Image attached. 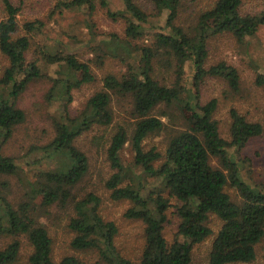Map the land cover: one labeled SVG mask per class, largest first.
Wrapping results in <instances>:
<instances>
[{
  "label": "trees",
  "instance_id": "trees-1",
  "mask_svg": "<svg viewBox=\"0 0 264 264\" xmlns=\"http://www.w3.org/2000/svg\"><path fill=\"white\" fill-rule=\"evenodd\" d=\"M120 1L125 9L118 12L110 9L109 0H57L55 4L52 15L58 11L64 15L67 11L87 10L89 17L100 6L113 21L126 22V36L132 39L125 44L115 39L112 40L115 47L107 45V51L100 49L102 54L97 56L100 62L105 56L119 58L125 69L119 76L107 75L102 80V89L92 95L81 114L73 118L69 111L71 92L97 80L90 64L72 53L52 52L36 44L34 38L43 32L45 23L34 20L21 27L18 19L21 7L13 0H0V56L9 62L0 76L2 143L26 120L24 111L18 107V99L31 84L48 78L39 65L41 61L62 68L59 77L53 80L49 96L54 97L53 90L60 87L64 100L55 123V138L40 148L49 157L51 153L60 155V166L39 173L37 181L31 184L30 202L21 204L17 210L2 200L4 216H0V232L27 237L33 248L27 264H88L73 255L54 261L53 239L32 213L35 202L44 208L73 206L75 217L69 222L74 233L71 247L78 252H96L100 264H192L194 247L214 235L210 226L214 216L222 225L212 243L208 264L254 262L257 247L264 240V184L251 185L244 180L242 168L246 160L238 155L252 139L264 137V125L250 122L236 109H231L229 139H224L215 119L218 100L214 98L203 104L201 86L206 78H220L235 93L240 91L241 78L236 68L225 62L206 67L208 40L230 34L241 43L264 28V13L243 14L242 0H217L197 16L195 26L185 29L178 25L185 0H151L159 14L168 12L165 28L169 31L152 34L150 45L133 47L132 41L146 36L142 26L148 22L149 15L134 0ZM30 54L35 58L32 61L27 59ZM136 54L140 58L138 66L130 63ZM188 61L194 69L190 88L184 84ZM160 68L173 72V84L160 81ZM255 84L264 89V74H257ZM4 89H9L7 96L2 93ZM115 97L129 100L134 119L131 124L134 164L146 178L157 182V186L145 194L143 188L123 186L125 170L120 153L129 142L130 134L127 128L120 126L111 136L107 149L116 172L106 187L114 201L131 203L125 217L143 224L145 244L139 262L119 251L118 227L102 217L101 199L93 193L82 199L74 194L90 171L88 156L75 142L94 127H108L113 123ZM162 107L166 110L157 115ZM172 108L177 111L182 127L170 133L164 154L156 147L146 149L144 142L148 138L169 131L163 117L169 118L168 110ZM213 159L219 166L212 163ZM18 171L15 160L4 156L0 146V176L15 175ZM228 188L236 191V199L228 193ZM171 209H175L180 221L173 242L169 243L164 230ZM4 218L8 226L4 225ZM20 250L19 240L0 250V264H19Z\"/></svg>",
  "mask_w": 264,
  "mask_h": 264
},
{
  "label": "rangeland",
  "instance_id": "rangeland-1",
  "mask_svg": "<svg viewBox=\"0 0 264 264\" xmlns=\"http://www.w3.org/2000/svg\"><path fill=\"white\" fill-rule=\"evenodd\" d=\"M110 9L113 12L123 11L124 5L120 0H109ZM136 4L149 15L148 22L142 27L146 36L140 41H132V46H144L152 43V34L167 32L165 22L167 11L158 13L151 0H134ZM217 0H185L181 8L178 25L188 29L195 26L197 16L211 8ZM241 11L243 14L264 13V0H242ZM21 7L19 13L20 26L25 22L41 20L45 23L43 32L39 33L34 41L42 48H47L57 53H72L82 62L90 64L96 77L93 84L84 85L71 92L72 102L69 105L71 117H77L85 108V104L97 91L103 87L102 80L107 75H120L125 69V64L119 59L105 56L99 61L100 49L107 51V45L114 46L115 42L127 43L126 22L119 19L113 21L107 15V10L98 6L94 15L89 17L87 10L67 11L64 15L53 14L57 0H13ZM19 33H23L20 29ZM116 39V41H115ZM114 40V41H112ZM35 45V43H34ZM112 45V46H111ZM115 47V46H114ZM209 58L206 67L209 68L220 62L233 66L239 72L241 78L240 91H232L228 83L220 78H206L201 86V101L203 104L211 99L218 100V108L215 119L219 122L220 132L224 139H229L231 124L230 111L236 109L250 122H258L264 125V89L255 84L257 74H264V28L252 37L238 42L232 35L224 34L212 37L208 40ZM33 54V53H32ZM30 54L28 61L31 58ZM133 58V57H132ZM139 55L130 60L138 66ZM9 65L6 58L0 56V76ZM48 78L37 81L29 86L26 92L18 99V107L24 111L26 120L15 127L12 137L2 143L0 138L1 152L4 156L12 157L19 167L15 175L0 176V216H4L3 199L12 208L17 210L25 202H30L32 186L37 181L40 172L54 170L60 166L62 157L51 153L50 157L42 150L55 138V123L60 116V105L63 103V93L60 87L53 90L54 97H50L53 80L59 77L62 69L58 65L48 66L44 62L39 63ZM194 77L192 63L188 61L184 69V84L190 88ZM160 81L166 85L174 82L175 75L166 68H160ZM9 89H4L3 94L8 95ZM50 97V98H48ZM62 98V99H61ZM112 109L114 113L113 123L108 127H94L91 131L81 136L75 145L85 152L89 158L90 171L75 188L76 198L82 199L89 193H93L101 199V215L105 221L114 222L119 230L116 244L122 255L128 259L139 262L145 244L144 227L141 222L129 220L125 217L127 209L131 207L128 201H114L106 183L116 172L112 169L107 156V149L111 136L120 126L129 130V142L120 153L124 167L123 186L132 185L135 188H143V194L157 186V182L146 178L141 168L134 164V152L131 144L132 123L134 119L130 114L129 100L115 97ZM166 110L164 107L157 111V115ZM169 118L163 117L169 131L157 136H152L144 142L146 149L156 147L162 154L165 153L170 133L180 129L183 125L176 116V110H168ZM238 157L245 159L242 168V176L249 184H264V137L252 139L240 152ZM212 163L219 166L217 160ZM228 193L237 198L236 191L228 188ZM36 203V202H35ZM33 204V215L39 219L49 231L53 239V259L59 262L65 256H76L88 264H100L96 252H78L71 247L74 233L69 228V222L75 217L73 206L56 205L44 208ZM179 218L175 209L168 214V223L165 225L164 235L169 243L173 242L174 235L178 230ZM5 226L7 218L3 221ZM221 221L217 217H211L210 226L214 235L205 242L196 245L193 249L192 264H208L209 254L215 236L221 228ZM19 240L21 250L19 264H27L33 248L25 235L13 237L0 232V250L5 249L13 241ZM250 264H264V240L257 247V258Z\"/></svg>",
  "mask_w": 264,
  "mask_h": 264
}]
</instances>
